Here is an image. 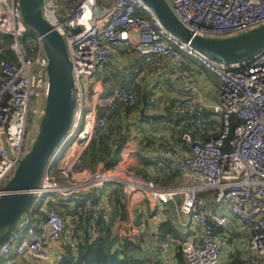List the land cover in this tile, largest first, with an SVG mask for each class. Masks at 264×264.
Instances as JSON below:
<instances>
[{
    "label": "built area",
    "instance_id": "obj_1",
    "mask_svg": "<svg viewBox=\"0 0 264 264\" xmlns=\"http://www.w3.org/2000/svg\"><path fill=\"white\" fill-rule=\"evenodd\" d=\"M166 1L194 36L226 38L264 25V0ZM100 3L103 0H45L44 18L66 40L77 106L73 126L35 192L33 204L11 238L0 246V264H53L51 250L67 230L57 201L72 199L73 208L83 203L80 209L85 218L100 217L110 224L114 205L107 199L92 203L88 198L112 185L120 187L130 202L140 196L156 202L160 214L166 204L175 203L177 213L187 218L182 223L183 242L170 238L160 246H181L187 264L222 262L216 228L229 220L208 209L203 195L213 193L218 207L242 222L255 255L253 264H264V49L242 61L216 62L169 32L142 0H112L109 8H100ZM6 36L11 38L16 61L0 62V196L36 138L50 89L43 42L26 26L20 0H0V46ZM124 51L133 52L184 93L178 105L193 118L169 127L180 134L189 152L173 156L163 144L160 153L171 169L188 177L187 184L159 187L160 166L151 177L120 163L112 169L104 165L96 170L79 168L93 142L114 137L109 116L117 104L133 107L139 103V80L130 89L117 88L103 96L105 75L100 68ZM187 58L220 79L221 104L205 106L198 87L189 82ZM99 109L105 113L100 115ZM35 118L37 131L32 127ZM211 121L216 122L214 130ZM212 133L216 136L209 137ZM176 197H181L180 204ZM63 254L58 248L55 264Z\"/></svg>",
    "mask_w": 264,
    "mask_h": 264
},
{
    "label": "crops",
    "instance_id": "obj_2",
    "mask_svg": "<svg viewBox=\"0 0 264 264\" xmlns=\"http://www.w3.org/2000/svg\"><path fill=\"white\" fill-rule=\"evenodd\" d=\"M112 4V0H103L100 8H109ZM0 47L5 49V53L0 54V57L8 56V48L10 46L3 44ZM186 66L190 70L189 82L198 87L201 94L200 98L204 101L205 106L209 107L219 104L215 98L218 93L221 95V81L219 78L204 70L193 59L187 58ZM100 71L105 75L102 84L104 90L103 96H109L117 88H132L135 81L139 80L137 88L140 98L142 99L143 95H146V113L152 116L163 117L161 120L156 121H142L140 112L143 103L133 107L117 104L116 109L109 116V123L113 129V141L118 142V144L120 143L118 147L122 149L120 164H125L130 170L143 177H151L152 171L160 166L162 175L157 179L158 186L161 188L179 187L187 184L189 181L188 177L171 169L160 153L163 144L168 146V153L173 156H183L189 152L180 134L169 127V124L172 122H180L184 119L193 118V116L183 113L178 105L184 97L183 91L166 78L158 76L152 66L146 64L143 59L136 57L133 52L129 51L112 56L100 68ZM98 112L102 115L105 113V110L99 109ZM210 128L214 130L216 122L211 121ZM192 134L194 139L200 137L196 131H193ZM215 136L216 134L214 133L209 135V137ZM101 165L107 167L104 161H99L95 169L91 170L99 169ZM115 188L120 187L114 185L107 186L101 192L88 198L92 203L107 199L114 205L115 217L110 223L111 232L120 238L130 237L132 239H139L136 241H140L143 255L149 258L150 264H187L181 246H174L170 249H163L160 246L170 238H177L171 234H168L165 238L161 236L160 228L167 222L173 223L181 236V238L177 239L179 242H183L182 232L184 228L182 223H185L187 218L177 213L175 203L169 202L166 204L163 213L160 214L159 208L161 207L156 202L147 199L145 196H140L136 202H130L129 198L122 191L123 197L121 198V203L116 205L114 201L110 200L109 196ZM207 195L210 194L205 193L203 195L204 201ZM175 201L180 204L182 199L181 197H176ZM68 205L71 209L73 208L71 203H68ZM80 207L75 210L76 215L78 214V217L76 216L77 219L75 217L73 220H75L76 228L82 232V225L78 220L80 213L83 211ZM208 209L212 215L217 217L224 216L229 220L224 227L216 228V233L219 236L223 250L221 262L223 264L224 250L225 252L227 250L230 252L236 251L243 233L246 234V231L242 222L233 216L228 209H221L217 204L215 207ZM63 217L66 219L64 215ZM96 218L92 217L91 220L94 222V227L89 229L94 237L98 236L99 231L96 225L97 222L95 223ZM70 242L71 239L69 240ZM65 245L61 244L59 247L64 252H66ZM54 248L51 250L52 257H56V255L53 256L57 252V250L56 252L54 251ZM231 262L232 260L228 264H231Z\"/></svg>",
    "mask_w": 264,
    "mask_h": 264
},
{
    "label": "water",
    "instance_id": "obj_3",
    "mask_svg": "<svg viewBox=\"0 0 264 264\" xmlns=\"http://www.w3.org/2000/svg\"><path fill=\"white\" fill-rule=\"evenodd\" d=\"M142 1L155 11L169 32L213 61L238 62L264 49V25L226 38L194 36L179 21L166 0ZM44 4L45 0H20L26 26L42 39L49 62L47 76L50 89L36 138L0 196V246L11 238L21 216L33 204L35 192L40 188L74 123L77 99L73 65L65 38L43 16ZM142 103L141 119L156 121L163 118L146 113V95H143Z\"/></svg>",
    "mask_w": 264,
    "mask_h": 264
},
{
    "label": "trees",
    "instance_id": "obj_4",
    "mask_svg": "<svg viewBox=\"0 0 264 264\" xmlns=\"http://www.w3.org/2000/svg\"><path fill=\"white\" fill-rule=\"evenodd\" d=\"M11 38L5 37V44L10 46ZM16 61V57L10 48H8V56H1L0 62L3 60ZM130 89V88H129ZM142 99L140 98L138 105H141ZM144 121V120H142ZM120 144V143H119ZM118 142H114L113 138H103L95 141L89 147V149L83 155L79 168L95 169V166L99 161H104L107 168L112 169L118 165L122 159V149L119 148ZM110 200L115 204L121 203L123 197L122 190L115 188L109 194ZM57 201V200H56ZM73 200L70 199L69 202ZM57 204L62 205L60 201ZM83 203H79L77 207L67 208L70 212L72 219L77 216V208L82 206ZM59 208V207H57ZM74 209V210H73ZM63 216V213L59 211ZM76 217V219H77ZM92 217L85 218L84 213H80L79 221L81 222L82 232H76L77 240L65 245L66 252H64L61 261L58 264H150L149 258L143 255L142 246L139 239H132L130 237L120 238L111 232V225L104 222L100 217H97L95 223L98 228V236L94 238L89 231V223ZM87 225V227H86ZM95 225V226H96ZM160 234L165 238L168 234H171L177 238H181L180 233L175 228L172 222H167L160 228ZM76 239V238H75ZM73 241V240H72ZM245 262L239 259L234 260L231 264H244ZM20 264V263H18ZM22 264H27L23 262Z\"/></svg>",
    "mask_w": 264,
    "mask_h": 264
},
{
    "label": "rangeland",
    "instance_id": "obj_5",
    "mask_svg": "<svg viewBox=\"0 0 264 264\" xmlns=\"http://www.w3.org/2000/svg\"><path fill=\"white\" fill-rule=\"evenodd\" d=\"M215 98L217 99V102L219 104H221V95L219 93L217 94V96ZM32 127H34V129H36V131H37L38 120L36 118L33 121ZM36 131L35 132L32 131V135H35ZM209 194L210 195H207V197L205 198V203H206L208 208L215 207L216 204H215L214 194L211 192H209ZM60 203H62V205L57 204V206L59 207L58 210L61 211L67 219V230H66L65 235H64L63 240H62L63 243H62V241L60 243L62 245H65V243L70 244L69 240L71 239V242L73 244H75L74 242H76L77 235H78V233H76V232L79 230L76 228L75 220L72 219V216H70L71 214H70L69 210L67 209V208H69L68 203H70V202H69V200H67V201H61ZM82 213H83V211H82ZM60 243L57 242L54 245L55 248L53 246L55 252L61 246ZM55 255H56V253L53 256H55ZM237 259L245 262L246 264H253V260L255 259V255L249 249L248 239H247V235L245 233H243V237H242L241 241L239 242L236 251L230 252L227 250L225 252V250H224V262H223V264H228L230 262V260H232V262H233L234 260H237ZM55 263H56V258L53 257V264H55Z\"/></svg>",
    "mask_w": 264,
    "mask_h": 264
},
{
    "label": "bare ground",
    "instance_id": "obj_6",
    "mask_svg": "<svg viewBox=\"0 0 264 264\" xmlns=\"http://www.w3.org/2000/svg\"><path fill=\"white\" fill-rule=\"evenodd\" d=\"M22 11V10H21ZM58 32V31H57ZM59 33V32H58ZM60 34V33H59ZM61 35V34H60ZM62 36V35H61ZM42 40V39H41ZM44 46V45H43Z\"/></svg>",
    "mask_w": 264,
    "mask_h": 264
}]
</instances>
